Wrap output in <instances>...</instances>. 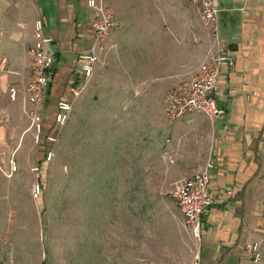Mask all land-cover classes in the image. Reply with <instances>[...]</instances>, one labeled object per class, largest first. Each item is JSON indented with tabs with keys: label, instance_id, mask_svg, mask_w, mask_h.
Listing matches in <instances>:
<instances>
[{
	"label": "crops",
	"instance_id": "obj_1",
	"mask_svg": "<svg viewBox=\"0 0 264 264\" xmlns=\"http://www.w3.org/2000/svg\"><path fill=\"white\" fill-rule=\"evenodd\" d=\"M98 1L112 9L119 27L111 32L102 62L87 82V96L106 86L104 100L120 104L119 115L127 113L129 161H158L174 168L177 184L207 161L214 162L211 189L220 202L204 215L200 262L236 263L237 251L255 238L249 216L264 181V0H217L220 45L231 52L235 66L224 71L221 81L226 116L214 122L200 112L174 121L158 118L159 111L165 112L166 93L216 49L196 7L189 0ZM92 17L88 0H0V113L7 120L15 114L30 120L21 93L29 80L35 21L41 20L54 37L50 49L55 63L44 109L49 121L57 101L82 80L78 54L93 44ZM13 87L20 90L17 100L11 99ZM9 147L7 139L0 140V153L11 154ZM42 161L40 155L35 164ZM227 187L236 194L227 195Z\"/></svg>",
	"mask_w": 264,
	"mask_h": 264
},
{
	"label": "rangeland",
	"instance_id": "obj_2",
	"mask_svg": "<svg viewBox=\"0 0 264 264\" xmlns=\"http://www.w3.org/2000/svg\"><path fill=\"white\" fill-rule=\"evenodd\" d=\"M89 85L41 177L31 170L40 149L30 120L0 113V140L7 139L11 152L0 153V264H201V239L186 228L173 196L177 171L158 161H129L127 113L119 115L120 104L104 100L106 86L87 96ZM164 113L158 118L170 120ZM13 151L19 153L15 172ZM255 204L249 216L255 238L237 251L234 264L239 254L240 264H252L248 243H258V264H264V181Z\"/></svg>",
	"mask_w": 264,
	"mask_h": 264
},
{
	"label": "built area",
	"instance_id": "obj_3",
	"mask_svg": "<svg viewBox=\"0 0 264 264\" xmlns=\"http://www.w3.org/2000/svg\"><path fill=\"white\" fill-rule=\"evenodd\" d=\"M200 14L204 27L215 41L216 49L211 50L193 74L179 81L165 97V113L170 120H176L186 114L204 113L212 122L226 116V108L221 103V81L224 71L235 66L231 52L220 45V6L217 0H189ZM88 6L93 11L90 26L93 29V44L89 49L81 51L78 58L82 60L83 74L78 86L70 88V95L57 101L53 117L49 125L44 115L45 99L51 84L55 63V53L50 49L54 37L49 35L44 23L36 20L34 24L35 41L29 49V80L23 86L22 95L29 104L26 110L31 120L35 145L40 149L43 161L32 165L34 173L43 171L56 156L55 146L60 140V132L73 111L76 100L82 95L83 86L95 73L96 64L102 62L101 54L107 49V40L111 32L119 27V22L112 9L98 0H88ZM84 83V84H83ZM83 84V85H82ZM11 99L17 100L20 90L11 88ZM228 94H230L228 92ZM12 172L18 170L15 157L9 159ZM214 162L209 160L191 177L179 182L173 192L177 204L181 208L186 228L198 239H201L203 218L212 207L218 205L220 199L211 189V168ZM225 193L236 194L233 187H227ZM42 192V186L37 183L33 188V196L37 199ZM258 243H248L246 248L252 254L251 263L258 264L260 255Z\"/></svg>",
	"mask_w": 264,
	"mask_h": 264
},
{
	"label": "trees",
	"instance_id": "obj_4",
	"mask_svg": "<svg viewBox=\"0 0 264 264\" xmlns=\"http://www.w3.org/2000/svg\"><path fill=\"white\" fill-rule=\"evenodd\" d=\"M48 118L46 117V120H47Z\"/></svg>",
	"mask_w": 264,
	"mask_h": 264
}]
</instances>
